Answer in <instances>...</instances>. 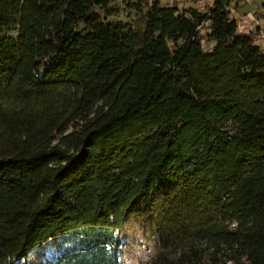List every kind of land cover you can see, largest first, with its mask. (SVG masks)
<instances>
[{
  "label": "trees",
  "instance_id": "16d2710c",
  "mask_svg": "<svg viewBox=\"0 0 264 264\" xmlns=\"http://www.w3.org/2000/svg\"><path fill=\"white\" fill-rule=\"evenodd\" d=\"M236 1L154 0L138 33L109 0H0V264L85 229L48 264H118L133 215L148 264H264V47Z\"/></svg>",
  "mask_w": 264,
  "mask_h": 264
},
{
  "label": "rangeland",
  "instance_id": "374dc122",
  "mask_svg": "<svg viewBox=\"0 0 264 264\" xmlns=\"http://www.w3.org/2000/svg\"><path fill=\"white\" fill-rule=\"evenodd\" d=\"M154 0H109L107 20H121L127 22L134 31L141 33L145 21L147 7ZM161 4L176 2L179 7L194 8L198 11L206 10L213 0H158ZM139 3L138 10L130 7ZM227 9L238 24V32L249 33L254 43L264 47V0H238L231 2ZM104 15V10H100ZM81 25L77 26L79 29ZM205 32V29H201ZM15 35V32L11 33ZM212 43L205 44L211 47ZM157 220L142 221L137 215L131 216L120 231L114 235L119 238L120 249L118 264H148L158 248ZM86 234V229L73 232L48 240L31 252L26 261L31 264H48L59 256L70 252L81 235Z\"/></svg>",
  "mask_w": 264,
  "mask_h": 264
}]
</instances>
